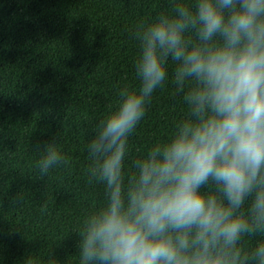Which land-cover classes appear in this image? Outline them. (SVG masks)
Here are the masks:
<instances>
[{
  "label": "clouds",
  "instance_id": "9594fccd",
  "mask_svg": "<svg viewBox=\"0 0 264 264\" xmlns=\"http://www.w3.org/2000/svg\"><path fill=\"white\" fill-rule=\"evenodd\" d=\"M136 37L141 87L119 91L87 146L89 183L105 185L106 203L83 221L79 264H264V242L241 246L264 237V0L173 3ZM169 58L188 116L125 182L128 139ZM40 152L41 176L67 164L55 140Z\"/></svg>",
  "mask_w": 264,
  "mask_h": 264
},
{
  "label": "trees",
  "instance_id": "16d2710c",
  "mask_svg": "<svg viewBox=\"0 0 264 264\" xmlns=\"http://www.w3.org/2000/svg\"><path fill=\"white\" fill-rule=\"evenodd\" d=\"M173 3L195 0H0V264H79L83 221L106 203L105 185L89 183L87 146L127 86L138 91L136 31ZM128 139L125 182L133 161L167 142L187 118L176 63ZM55 140L67 164L41 176L38 162ZM202 188L201 191H209ZM264 237H245L255 250Z\"/></svg>",
  "mask_w": 264,
  "mask_h": 264
}]
</instances>
